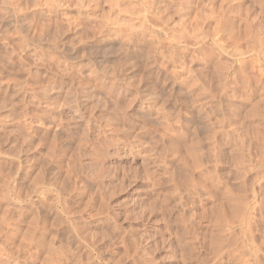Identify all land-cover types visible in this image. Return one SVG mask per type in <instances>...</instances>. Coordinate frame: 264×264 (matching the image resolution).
<instances>
[{"label": "rangeland", "instance_id": "1", "mask_svg": "<svg viewBox=\"0 0 264 264\" xmlns=\"http://www.w3.org/2000/svg\"><path fill=\"white\" fill-rule=\"evenodd\" d=\"M0 264H264V0H0Z\"/></svg>", "mask_w": 264, "mask_h": 264}, {"label": "bare ground", "instance_id": "2", "mask_svg": "<svg viewBox=\"0 0 264 264\" xmlns=\"http://www.w3.org/2000/svg\"><path fill=\"white\" fill-rule=\"evenodd\" d=\"M18 9V8H17Z\"/></svg>", "mask_w": 264, "mask_h": 264}]
</instances>
